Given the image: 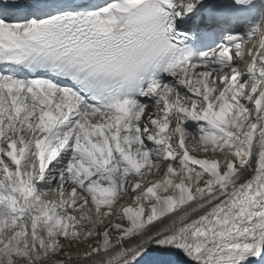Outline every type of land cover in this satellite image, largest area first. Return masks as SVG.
<instances>
[{"label":"snow or ice","instance_id":"6c2138e0","mask_svg":"<svg viewBox=\"0 0 264 264\" xmlns=\"http://www.w3.org/2000/svg\"><path fill=\"white\" fill-rule=\"evenodd\" d=\"M0 264H264V0H0Z\"/></svg>","mask_w":264,"mask_h":264}]
</instances>
